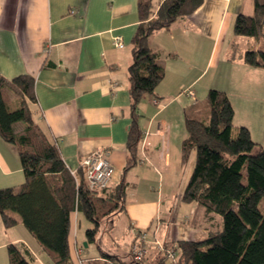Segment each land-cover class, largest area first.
Wrapping results in <instances>:
<instances>
[{
	"label": "crops",
	"instance_id": "1",
	"mask_svg": "<svg viewBox=\"0 0 264 264\" xmlns=\"http://www.w3.org/2000/svg\"><path fill=\"white\" fill-rule=\"evenodd\" d=\"M239 13L252 14L253 0H202L191 14L149 36L148 45L157 53L165 73L154 92L144 94L138 103V158L135 165L123 171L132 117L127 67L132 61L131 38L139 23L137 0H0V76L6 80L19 75L33 78L34 101L28 103L32 120L56 144L70 172L84 176L79 166L81 160L96 149L109 147L114 168L110 185L120 180L126 183L124 207L118 212L127 217L126 233L122 236L126 240L119 244L114 239L106 245L113 246L112 249L103 248L100 242L109 253L126 254L140 231H145L150 239L151 228L153 236L149 241L157 246L156 241L163 245L180 239L195 240L197 232L206 234L204 228L190 224L194 203L181 199L193 168H187L188 160L181 161L185 136L173 135L174 140L169 139L166 145L160 137L158 125L169 106L178 102L183 117L185 107L199 102L196 92L203 93L204 98L209 88L222 90L233 107L235 125L245 126L255 146L264 147V119L261 121L253 109L264 101V68L244 62L243 54L251 48H231L240 40L233 32ZM116 35L122 37V47L113 44ZM253 40L257 47L258 40ZM212 62L219 76L216 84L201 77ZM198 82L200 85L196 86ZM6 88L11 90L3 86L0 92L7 106L10 95ZM186 88L193 91L195 102L186 95ZM182 96L190 98V103H182ZM22 182L17 148L0 137V186H17ZM128 186L136 190L128 191ZM177 198L179 202L175 203ZM176 207L183 208L179 217ZM118 213L112 218L109 238ZM79 215L76 210L70 213L72 264H83L85 260H81L89 258L98 262L102 259L95 244L88 243L85 234L78 239ZM15 218L16 225L21 224L19 217ZM160 229L166 236L164 242L155 236ZM4 233L7 239L0 241V250L14 241H23L32 261L46 264L48 255L37 252L38 243L29 231L31 238H8L7 228ZM105 234L104 230L101 241ZM120 245L127 250L119 253ZM4 250L0 262L9 264L7 249Z\"/></svg>",
	"mask_w": 264,
	"mask_h": 264
},
{
	"label": "trees",
	"instance_id": "2",
	"mask_svg": "<svg viewBox=\"0 0 264 264\" xmlns=\"http://www.w3.org/2000/svg\"><path fill=\"white\" fill-rule=\"evenodd\" d=\"M201 3L137 0L139 23L131 38L132 61L127 67L132 117L123 171L138 158V103L144 94L154 92L165 73L148 38ZM233 32L264 41V0H253L252 14L236 15ZM243 60L264 68V48L246 50ZM33 82L29 75L11 80L0 76V90L8 86L18 99L17 110L9 111L0 92V137L16 146L23 173L19 185L0 186V219L10 228L18 220L9 211L17 213L37 241V252L48 255L46 264H72L69 231L74 210L92 223L85 230L86 239L95 244L102 259H82L83 264H264V147L255 146L245 126L233 128L234 111L224 91L209 88L204 100L183 110L187 134L181 142V161L186 163L191 152L195 160L181 199L194 203L190 224L204 228L205 238L171 241L135 260L130 250L111 254L100 245L103 231L110 230L113 216L123 210L126 183L120 180L90 189L84 176L71 174L56 144L32 120L28 103L34 101ZM19 120L25 127L16 135L12 123ZM6 249L9 264H31L32 255L25 246L9 243Z\"/></svg>",
	"mask_w": 264,
	"mask_h": 264
},
{
	"label": "rangeland",
	"instance_id": "3",
	"mask_svg": "<svg viewBox=\"0 0 264 264\" xmlns=\"http://www.w3.org/2000/svg\"><path fill=\"white\" fill-rule=\"evenodd\" d=\"M155 1H157V0H155ZM155 5H156V3H155ZM234 38H235V36H234ZM236 39H240V40H238L237 42L232 44L231 48H234V51L236 50V48L238 46L241 47L242 45H246L247 48H249V49L250 48L253 49V48H257V47L264 48V41L261 40V39H258V42L256 43L257 47L255 45H253L255 43L253 38L250 39L249 37L236 36ZM248 39H250L249 40L250 42L247 43L246 41H248ZM214 69H215V65H214V62H212V64L209 65V68H207L204 71V73L202 74L201 77H203V80H207V81L210 80V81H212L214 83L217 80V76H218V72L216 73ZM263 73H264V70H263ZM201 83H202V81H201ZM214 84H216V83H214ZM198 85H200V82H198V84H196V86H198ZM186 89H188V88H186ZM5 92L8 95H10V96H8L9 100L7 101V109L9 111L17 110V108H18V101L17 100L18 99L15 100V97L17 95L15 96V94H13V92L11 90L7 89V88L5 89ZM195 96H196V98H197V100L199 102L204 100V98H202L204 96L203 93L196 92ZM188 97L182 96V98L179 99V100H182V103H186V102L190 103V98H188ZM179 100H177V101H179ZM258 104H255L254 107H253L254 113H257L260 116L261 121H263V119H264V101L262 103H258ZM164 114L165 115H162L163 121H161L160 125H158L159 129L161 130L160 137L163 140V144L166 145V141H169V139L173 141L174 140L173 135H175L177 137L178 136H180V137L181 136H186L187 131H186V127H185V124H184V121H183L182 114H180L178 102H176L175 104L169 106L164 111ZM176 118H178V119H176ZM239 119H240V112L237 114V120H239ZM237 126H239V125H235V123L233 122V128L236 129ZM24 127H25L24 122L19 120L18 123L14 122V125H13L12 128H13V131L15 132V134L19 135V134L23 133ZM175 131H177V132L174 134ZM179 132H180V135H179ZM177 137H176V139H177ZM261 140H262L261 144H264V139H261ZM194 160H195L194 152H191V154H190V156L188 158V162L186 164L187 168H189L190 165L193 166ZM127 188H128V191L136 190L135 188L130 187V186H128ZM174 200H176L175 203L179 202L178 198L174 199ZM170 201H172V200H170ZM175 209H176V212L178 214V217L183 214V208L176 207ZM9 213L11 215L17 217V218L19 217L18 214L13 212V211H9ZM166 217H167V214H165V216H161L162 221H164V219ZM78 220H79L78 224L76 225V233H77L78 239H79L81 237V235L85 234V230L92 226V223L90 221H88L82 215L78 216ZM127 222L128 221H127V217L125 216V214L123 212L118 213V215L116 217V220H115V223H114V226H113V229L110 231V234H111L110 237L111 238L108 237V234H109L108 232L109 231H106V234L104 236V240L100 241L103 248L107 247L106 245H108V243H113L114 239L117 240L119 242V244H123L124 243V241L126 239L124 237H122V236H124V234L126 233ZM1 225L2 224L0 222V241L4 240V239L5 240L7 239V235H5V233H4V228L5 227L3 226L4 227L3 228ZM153 225H154V223H153ZM7 229L9 231L8 238L12 239V238L23 237V236H24L23 238H27L28 236L31 238L30 234H28L27 229H25L21 224H18L16 226H12V227L7 228ZM151 230H152V228L150 229V236H149L150 239H152V236H153ZM155 236H156V238L161 240V242H164L165 239H166V236L164 235V231L161 230V229L159 230L158 234H156ZM205 236H206V234L197 232L195 234V236H194V239L195 240H201V239L205 238ZM111 239H113V240H111ZM149 240H147V242H145V243H142V245H144L146 247V250L149 248L148 249L149 251L146 253V255L149 254L150 251H154V253H155L158 250V246L155 245L154 242H152V241L150 242ZM22 242L23 241H19L18 240V241H14L12 243H14L18 247L22 248ZM158 244H160V243H158ZM93 246H94V244H93ZM107 248L112 249L113 246L107 247ZM4 249H6V247H4ZM4 249L2 248V250H0V258H1V254H2L1 251H3ZM124 250L125 251L127 250L126 247H124L123 245H120V249L118 250V252L122 253ZM130 253H131L132 257H133V249H132V247L130 248ZM0 264H1V262H0ZM31 264H39V263L36 260H34V261H31Z\"/></svg>",
	"mask_w": 264,
	"mask_h": 264
},
{
	"label": "built area",
	"instance_id": "4",
	"mask_svg": "<svg viewBox=\"0 0 264 264\" xmlns=\"http://www.w3.org/2000/svg\"><path fill=\"white\" fill-rule=\"evenodd\" d=\"M113 44L115 47H122L124 45L122 37L116 35L113 37ZM186 95L191 97L194 102L196 101L193 91L191 89H186ZM152 102L155 105L160 106V103L157 99H153ZM111 149L109 147H102L96 149L84 157L79 166L83 172L87 186L90 189H103L106 188L112 179L114 174V168L110 162ZM71 174L74 175V171H71ZM137 241L133 243V257L136 260L142 258L146 252V247L142 243L147 242L148 236L145 231H140L137 236ZM155 243L158 244L156 241ZM158 248L161 249L162 245L158 244ZM169 256L173 257L174 252L172 249L168 250Z\"/></svg>",
	"mask_w": 264,
	"mask_h": 264
},
{
	"label": "water",
	"instance_id": "5",
	"mask_svg": "<svg viewBox=\"0 0 264 264\" xmlns=\"http://www.w3.org/2000/svg\"><path fill=\"white\" fill-rule=\"evenodd\" d=\"M84 244L86 245V242H84Z\"/></svg>",
	"mask_w": 264,
	"mask_h": 264
}]
</instances>
